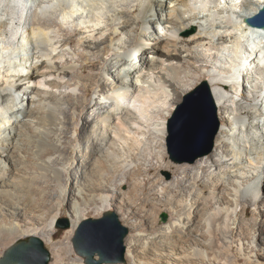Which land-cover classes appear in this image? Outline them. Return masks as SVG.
<instances>
[{"label":"bare ground","instance_id":"1","mask_svg":"<svg viewBox=\"0 0 264 264\" xmlns=\"http://www.w3.org/2000/svg\"><path fill=\"white\" fill-rule=\"evenodd\" d=\"M263 9L264 0H0V256L13 241L52 234L53 224L35 225L67 195L61 181L72 167L63 156L88 140L69 191L72 229L122 196L123 220L139 233L125 241L129 264H264V28L249 23H264ZM108 61L101 75L81 77ZM200 83L218 112L210 168L173 167L164 151L143 167ZM92 103L95 115L73 141L65 114ZM209 126L207 118L199 140ZM173 168L166 186L159 172ZM123 185L133 187L122 193ZM158 206L173 218L164 228L147 216ZM252 207L237 234L236 218ZM19 217L33 229L10 222ZM57 254L54 264H73Z\"/></svg>","mask_w":264,"mask_h":264},{"label":"rangeland","instance_id":"2","mask_svg":"<svg viewBox=\"0 0 264 264\" xmlns=\"http://www.w3.org/2000/svg\"><path fill=\"white\" fill-rule=\"evenodd\" d=\"M104 49L105 48L98 49V50H103V52H102V54H103L104 53ZM96 51H97V49L94 50L92 53H94ZM150 52L151 51L147 52V55H146L147 57H148V55L150 57ZM98 60H100V59H98ZM108 67L109 68L113 67V64L110 61L106 62L105 65H103V62H102L101 65H99L98 67H95V68H92V69H89L88 71H86L84 74L81 75V77H83V79H84V78H87L88 76H91L92 74L101 75L104 72L105 69H108ZM111 74H112V72H111ZM107 77L108 78H112V76H110V72L108 73ZM191 92L193 94H195V95H193V96L190 95ZM191 92L189 94L185 95L182 99H180L181 101L179 102L178 105H176V107H175V109L173 111V114L170 117V123L168 125V130H169V128L171 130L172 125H174L175 132H174L173 138H172V134H170L168 132V135H167L165 143H163V144L157 143L156 147H158V148L156 150L154 148L150 147L151 149H148L149 151L147 150L148 152H146L145 155L140 158V160H139L140 163L138 162L139 164H142V166L144 165L143 167L148 168V167H150L153 164H157V162H158L157 155H160V153H162L164 151L163 153H168V155L170 157V161L173 164V167L174 166L177 167V166L186 164V165H189V166L195 168V167L198 166V164H202L203 166L205 165V166H208V168H210L209 165H211L210 162H212V159H208V157L211 154L214 155V158L217 157L216 153H215V143H216L215 141H216L217 137H215V139L213 141V148H212L211 152H209V148H210V144H209L210 140H209V138L211 136L212 131L215 129L216 124L214 122V116H216V118L218 120V112H216L214 110V108H212L208 104L207 97H206V90H205V87H204L203 83H200ZM79 94L83 95V92H79ZM97 97H98V95L96 96V94H93L88 99H89V101H94ZM201 102L205 104V109L207 107V112L210 114V116L208 117L209 118V124H210V126H209L210 131H208V134L206 136H203L201 138L202 141L199 140L200 137L197 138V136H196L197 131L195 129H193L190 133H186L187 126L190 123L191 118L196 114L195 112L201 111V108L197 106V104L201 103ZM94 105H95V103H92L83 113L76 112L75 114H72V112H69V114H67V115L65 114L66 117L68 116L67 120L71 121L73 123V126H71L69 128L68 127L66 128V129H69L68 130V132L70 133L69 137H71L73 141L77 139V137L79 135V132H80V130L83 127L84 118L85 117H91V116L95 115L94 114L95 109H93ZM92 118L93 117H91L90 119H92ZM72 119H73V121H72ZM218 123H219V121H218ZM90 128L91 127L89 126V130H90ZM83 137L85 138V141L88 139V130H87V132L84 133ZM170 139H172V144H173L172 148L168 144V140H170ZM88 143L89 142L87 140L85 142V146L81 145L80 149H79L80 145L78 143H74L75 153L73 152V153H70V154H65L63 156V158L65 157L64 160L68 161L70 166L72 167L71 174L63 176V179L61 181L62 189L64 191H67V195L63 194L61 200H59L57 202L60 205H58L55 202V204L53 206H50L48 208L50 210V211L48 210L46 212L48 214V215L46 214L48 216L47 217L48 221L46 219V221H45V223L43 225H41V224H36L35 225V228H37V227L41 228L42 227L41 228L42 230L43 229L44 230L45 229L48 230L49 228L51 229V224H53V226H52V231H53L52 234H48V232L43 231L42 235L40 237H32V238H39V239H41L44 242L46 249L51 253V256H52V262L50 264H54L58 260V257H57L58 249L63 251V252H65L66 255L69 258V261L72 262L73 264H84V262L82 260L85 261V259L83 257L79 256L75 252L74 247H73V243H72L73 238L75 236V232H76L77 229H79V227L77 229H75V230L72 229L73 228L72 227V220H74V218H73V215H72V209H73L72 204L73 203H72L71 199L73 197L69 196V191L71 189L75 188V184H77L78 180H79L78 178L77 179L74 178L78 174L77 168H79L78 165H77L78 162H79L78 153H80L82 150L84 151V149H85V152H86V147L88 149V145H89ZM196 169H194V170H196ZM173 170H174V168L172 169V171H160L159 172V175L166 182V184H165L166 186L167 185L170 186L171 184L174 183L175 179H177V177L174 174ZM146 175H147V179L148 178H151V179L154 178L153 174H146ZM146 175L144 177H142L141 180L146 178ZM156 179H158V178H155V180ZM50 183L55 185L54 182H50ZM72 183H73V185H72ZM43 185L47 186V184H43ZM187 185L188 184H186V186ZM131 187H133V186L123 185L121 187L122 193H128L129 191H131ZM54 188L55 189H53V190L56 193L59 192L58 191L59 188L57 186H55ZM156 189H158V190H155V191L158 192L159 190H162V186H159ZM188 191L189 190L186 189L184 192H182V194L184 195ZM166 196H167V198H174L173 197V192H169L168 194H166ZM160 200H165V198L159 199V201H157L159 205L162 204V202H160ZM120 203H123L122 196H119L117 201L113 203L112 209L109 210V211L115 212L118 215L121 224L125 228H127L129 230V234L126 237V239H128V238L131 237V235L139 234V233L138 232H136V233L133 232L127 226V223L125 222V220H123V214H122V212L119 211V208H120V205H121ZM157 208H161L162 209V211L158 215H156V211H157V210H155L156 207L155 208H152V207L151 208L150 207L146 208V211L148 210L147 213L149 214L147 216L151 217V221H157L156 223L159 224L160 227L164 228V226L166 227L167 225H169L173 221L172 215L169 212V208L167 210L165 209V207L163 208V207L158 206ZM83 209H84V212H86V210H87L86 214H89L90 212L95 211L94 207L93 208L91 207L89 209H85V208H83ZM240 210L241 209H239V211ZM254 211H255V208L252 207L250 209V214L248 216H239V217L236 218L237 226H236L235 232L237 234L240 231V229L237 228L239 226V222L243 221L245 223H248V221H252L253 220L252 219V217H253L252 213ZM105 214H103L101 216V218H99L97 216H95V217L88 216L87 219H91V218L92 219H103ZM55 216H57L56 219H55ZM165 216H166V219L164 218ZM64 220L68 221L69 228H64L66 226V224L63 223ZM258 220L260 221L261 218H259ZM10 222L14 223V224L15 223L19 224L20 226L22 225L21 227H23V230H25V231L33 229L32 224L31 223H24V219L22 217H19V219L18 218L17 219H10ZM46 225H47V228H46ZM44 226H45V228H44ZM263 228H264V224H263ZM51 235H52L53 239H50ZM29 239H26V240H29ZM44 239H47V240L50 241L49 245H47L45 243ZM126 239L124 240L125 263H123V264H129V259L127 257L126 246H125ZM16 242H18V241H13V242L9 243L8 245H6L7 247L5 246L2 249L1 256H0V261H1V259H3V257L5 255V253L7 252V250L10 247H12ZM70 247H72V249ZM69 248L72 250L71 252H70ZM54 250H55V252L52 253V251H54ZM54 253H55V255H54ZM120 255H121V251L118 248H116V247L112 248L109 251V253H108L109 259H112V260H116V259L120 258ZM34 259H35L36 262H41L42 261L41 258L38 257L37 255L34 257ZM95 260H100V257L98 256V254L95 256ZM85 263H86V261H85Z\"/></svg>","mask_w":264,"mask_h":264},{"label":"water","instance_id":"3","mask_svg":"<svg viewBox=\"0 0 264 264\" xmlns=\"http://www.w3.org/2000/svg\"><path fill=\"white\" fill-rule=\"evenodd\" d=\"M261 17H264V9L262 10ZM253 24L264 28L262 26L264 23L254 22L251 25L253 26ZM204 87L208 104L211 106L209 91L206 86ZM191 95L195 94L192 93ZM197 106L201 108V111L195 112L196 114L191 118L187 126L186 133H190L195 129L197 131L196 136L199 138L210 114L207 112V107L205 109L204 103H198ZM214 122L215 124L218 123L216 116H214ZM174 128V125H172V138L175 132ZM217 133L218 124H216L209 138V152L212 151L213 141ZM169 146L173 147L172 139L169 140ZM164 218L166 219V216ZM63 223L66 224L64 228H69L68 221L64 220ZM128 234L129 230L121 224L118 215L115 212L109 211L103 219H90L86 221V223L76 230L72 243L75 252L83 257L87 264H123L125 263L124 240ZM115 247L121 251L120 258L116 260L109 259L108 253ZM97 254L100 260H95ZM36 255L41 258V262L35 261L34 257ZM51 262V253L46 249L44 242L39 238H30L27 241L16 242L10 247L0 261V264H50Z\"/></svg>","mask_w":264,"mask_h":264},{"label":"snow or ice","instance_id":"4","mask_svg":"<svg viewBox=\"0 0 264 264\" xmlns=\"http://www.w3.org/2000/svg\"><path fill=\"white\" fill-rule=\"evenodd\" d=\"M262 26H264V24H262Z\"/></svg>","mask_w":264,"mask_h":264}]
</instances>
